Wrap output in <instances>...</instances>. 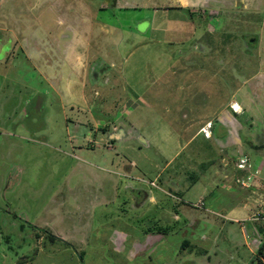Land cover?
Masks as SVG:
<instances>
[{
    "label": "rangeland",
    "instance_id": "obj_1",
    "mask_svg": "<svg viewBox=\"0 0 264 264\" xmlns=\"http://www.w3.org/2000/svg\"><path fill=\"white\" fill-rule=\"evenodd\" d=\"M169 2L0 0V264L163 261L214 188L206 182L219 181L206 165L248 155L222 143L215 116L236 99L242 139L250 119L263 126L264 0ZM94 18L144 36L130 32L104 57ZM41 38L55 78L41 71ZM187 112L188 130L169 136ZM207 118L222 136L199 132L169 160Z\"/></svg>",
    "mask_w": 264,
    "mask_h": 264
},
{
    "label": "crops",
    "instance_id": "obj_2",
    "mask_svg": "<svg viewBox=\"0 0 264 264\" xmlns=\"http://www.w3.org/2000/svg\"><path fill=\"white\" fill-rule=\"evenodd\" d=\"M207 1L170 0L169 5L195 8L201 7L203 4L206 5ZM139 7L142 8V6ZM149 7L151 10L158 8L154 4L145 8ZM141 19L144 20L145 17L137 19V21ZM89 24L90 30H92L90 40H95L96 51L101 54L104 53V57L110 55V49L114 47L113 43L124 45L126 41H129L130 36H132L131 33L136 34L139 38L144 36L142 30L121 28L116 24L97 18L91 20ZM123 30L126 32L123 33ZM45 32L47 33V30ZM114 32L119 35L117 39L113 37ZM40 33L42 34V30ZM100 34L104 36V42L101 38H98ZM106 37L109 39L106 40ZM41 44L39 54L41 71L46 72L48 77L55 78V74L58 75L59 71L55 67L52 70V64L48 62V40L42 42L41 38ZM75 51V49L70 50L67 48L65 51L67 54L63 56L64 59L69 58L72 60L74 69L76 67L81 68V56L79 55L80 60L77 61L73 55ZM78 53L80 52L78 51ZM32 56L38 57L36 53H30L29 57ZM50 71L54 75H49ZM81 81L79 77L77 82ZM216 113H218V110ZM235 114L239 113H235L230 107L228 109L223 108L216 114L215 118L226 129V139L222 143L230 140L234 141L237 144H235V152L243 151V153L249 155L252 170L249 171L248 168L247 171L253 173L249 185H242L237 182V176L245 172L244 170L241 172L236 167V160L229 164L228 155H230V150L222 153L219 164L214 165L210 161L206 165L205 171H208L210 176L218 175L219 181L216 183V181L209 179L206 182L205 185L210 183L214 188L208 191V186H205L204 191L208 193L200 197L202 199L200 213L185 216L186 221L184 224L190 225V228L185 229L186 234H184L179 248L173 253L172 257L168 255L163 261H158L155 264H264V120L262 126L258 123V120L253 121L250 119V130L252 129V131L242 139L240 121ZM188 116L191 117L187 112V115H185L186 124L179 128H172L171 132L167 131L169 136L174 132V136L179 137L178 131L188 130L189 125L187 123L193 119V117ZM251 121L255 124L253 125ZM213 126L214 121L212 129ZM199 132V128H197L184 143L175 144L177 148L174 152H171L169 160L179 155L183 147L192 141ZM214 132L217 135V131L213 130ZM228 135H232L233 139L229 138ZM195 146L197 147V145ZM191 176L194 175L191 174ZM173 217L178 218V214L175 212ZM161 227L158 226L157 228L161 229Z\"/></svg>",
    "mask_w": 264,
    "mask_h": 264
},
{
    "label": "built area",
    "instance_id": "obj_3",
    "mask_svg": "<svg viewBox=\"0 0 264 264\" xmlns=\"http://www.w3.org/2000/svg\"><path fill=\"white\" fill-rule=\"evenodd\" d=\"M230 108H232V110L234 112H241L242 111V107L240 105V103L236 100V99H232L229 103ZM212 125H213V120L212 119H207L203 122V124L199 127V131L201 133H203V135L205 137H211L213 134L212 131ZM249 163V157L248 155L244 154L242 156H240L238 158V160L236 161V167L240 168V169H248L247 168V164ZM253 176V173L248 172V174L246 176L241 175V177H237V180L242 184V185H249V181L248 179L251 178ZM152 183H154V181H151ZM202 203V200H199L197 203H195V205H199Z\"/></svg>",
    "mask_w": 264,
    "mask_h": 264
},
{
    "label": "trees",
    "instance_id": "obj_4",
    "mask_svg": "<svg viewBox=\"0 0 264 264\" xmlns=\"http://www.w3.org/2000/svg\"><path fill=\"white\" fill-rule=\"evenodd\" d=\"M48 236H49L51 239L58 238L57 235H55L54 233H50V232H48Z\"/></svg>",
    "mask_w": 264,
    "mask_h": 264
},
{
    "label": "water",
    "instance_id": "obj_5",
    "mask_svg": "<svg viewBox=\"0 0 264 264\" xmlns=\"http://www.w3.org/2000/svg\"><path fill=\"white\" fill-rule=\"evenodd\" d=\"M251 40H253V38Z\"/></svg>",
    "mask_w": 264,
    "mask_h": 264
}]
</instances>
